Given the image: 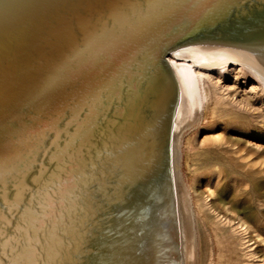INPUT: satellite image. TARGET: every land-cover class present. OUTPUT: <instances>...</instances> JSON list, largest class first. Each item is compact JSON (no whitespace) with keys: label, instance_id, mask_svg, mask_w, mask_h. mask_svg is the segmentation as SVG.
Listing matches in <instances>:
<instances>
[{"label":"bare ground","instance_id":"6f19581e","mask_svg":"<svg viewBox=\"0 0 264 264\" xmlns=\"http://www.w3.org/2000/svg\"><path fill=\"white\" fill-rule=\"evenodd\" d=\"M232 62L264 83V0H0V264H186L180 135Z\"/></svg>","mask_w":264,"mask_h":264},{"label":"rangeland","instance_id":"374dc122","mask_svg":"<svg viewBox=\"0 0 264 264\" xmlns=\"http://www.w3.org/2000/svg\"><path fill=\"white\" fill-rule=\"evenodd\" d=\"M196 71L179 140L184 263L264 264V83L240 62Z\"/></svg>","mask_w":264,"mask_h":264}]
</instances>
